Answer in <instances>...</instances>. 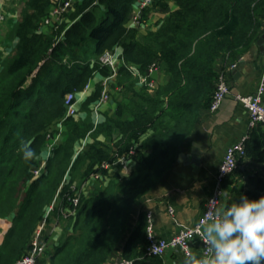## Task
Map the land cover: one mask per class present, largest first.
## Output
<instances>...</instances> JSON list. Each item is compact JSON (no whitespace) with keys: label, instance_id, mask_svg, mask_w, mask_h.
Here are the masks:
<instances>
[{"label":"trees","instance_id":"16d2710c","mask_svg":"<svg viewBox=\"0 0 264 264\" xmlns=\"http://www.w3.org/2000/svg\"><path fill=\"white\" fill-rule=\"evenodd\" d=\"M141 1L76 0L52 26L45 20L59 0L24 1L8 37L16 43L0 54V218L12 223L0 264L29 254L52 205L47 221L54 217L62 234L37 264H164L147 255V202L210 110L219 75L259 38L264 0H152L132 27ZM115 49L124 61L109 82L116 109L95 127L92 108L112 75L100 57ZM155 63L166 75L155 89L128 69L145 74ZM93 81L77 115L66 117L65 96ZM25 141L38 154L31 163L22 159ZM122 156L131 166L126 174ZM245 156L264 161L261 125ZM229 177L224 188L239 200L243 191ZM247 193L264 195V181ZM43 239L51 240L45 232Z\"/></svg>","mask_w":264,"mask_h":264},{"label":"crops","instance_id":"0c3cea01","mask_svg":"<svg viewBox=\"0 0 264 264\" xmlns=\"http://www.w3.org/2000/svg\"><path fill=\"white\" fill-rule=\"evenodd\" d=\"M10 1L14 2V0H0V16H4V21L0 24V27L2 26L0 54L3 52L4 56L9 54L16 43V40L12 41L8 37L15 24L20 21L21 10L24 7L23 4L18 10L14 5L13 9L11 8L13 3ZM162 16L164 14L160 13V18ZM131 26H134L132 22ZM263 34L264 27L260 36ZM258 39L251 49L245 51L235 61L236 67L233 68L238 74L232 71L231 66L224 69L230 94L225 98L218 111L211 112L209 110L203 114L196 129L180 151V153L190 154L193 143L203 146L201 164L179 163L177 158L176 164L149 197L146 208L152 213L154 230L160 238L169 240L180 231L182 226L193 227L197 224L205 210L208 198L215 189L216 176L227 149L236 144L249 131V112L238 101V96L252 95L258 89L264 70V51H261ZM221 65L220 68L223 67V63ZM157 66L158 70L153 77L159 84V80L160 83L164 81L166 75L160 66ZM104 80H102V85ZM95 81L90 82L91 86L87 93H84V87L80 95L77 96L78 109L85 98L91 94ZM93 108L90 117L91 121L95 123L97 118L101 120L104 115H113L116 103L110 99L103 105L98 115ZM122 173L126 174L127 172L122 169ZM229 176V180L232 182L230 186L235 187L236 185L243 191V194L247 195V192L255 190L258 179L264 181V161L246 156L239 157L237 169ZM235 199L234 194H230L224 188L221 204L232 203ZM190 245L191 264H197L203 250L201 237L198 235L192 237ZM187 258L180 249L169 248L163 256V261L164 264H184Z\"/></svg>","mask_w":264,"mask_h":264},{"label":"built area","instance_id":"2783aa9c","mask_svg":"<svg viewBox=\"0 0 264 264\" xmlns=\"http://www.w3.org/2000/svg\"><path fill=\"white\" fill-rule=\"evenodd\" d=\"M152 0H142L139 4V10L133 16L132 24L134 26L138 25L141 18L142 9L146 8ZM73 0H59V2L54 5L51 16L47 17L45 20V25H55L56 23H61V16L67 12L72 6ZM4 21V16H0V24ZM58 27V25L56 26ZM123 60H121V55L119 50L106 51L101 57L100 62L104 66H108L112 70V75L106 78L103 82V90L100 96V99L94 105V112L96 115L99 114L101 108L104 104L109 102L111 99V95L109 92V82L111 79L115 78L118 68ZM124 62V61H123ZM158 64H153L150 66L145 74H142L136 67L129 66L128 69L132 73L135 78H138V81L141 85L149 86L151 89L157 88V81L153 77L154 73L158 70ZM236 67L235 64L231 65V68ZM226 72V71H225ZM222 72L219 75L217 88L214 92L213 99L210 106L211 112H216L220 109L225 98L230 94V87L226 81V73ZM91 83L89 82L84 89V93L89 91ZM238 101L243 104L249 112V131L243 136L236 144L229 147L224 155V158L219 166V170L216 176V185L212 195L208 198L205 206V210L202 216L199 218L197 224L193 227L182 226L180 231L174 235L171 239L166 240L160 238L156 235L154 230L153 216L152 213L148 212V228H147V255L148 256H160L163 257L169 248H178L180 249L186 257H190L192 254L191 250V239L192 237L198 235L201 237L203 226L211 222L213 219V211L216 206H219L222 202V198L224 195V181L225 179L232 174L238 167V158L246 155V144L250 139L251 131L257 126L261 125L264 128V70L263 74L258 86L257 91L248 96H238ZM78 101L77 94L74 92H70L65 96V107H66V117L76 116L78 109ZM100 122L99 118H97L94 126L96 127ZM52 144L49 146V150L53 148V145L57 142V137H51ZM134 150L130 151V154H134ZM118 163L121 168L128 172L130 165L127 157L122 156ZM45 166V161L42 162L41 167L35 171V174L38 175L41 169ZM104 166L108 167V164ZM54 203V202H53ZM73 204L77 207L78 198L74 199ZM53 205L49 208L47 213V217L49 212L52 211ZM74 210H72L69 214H65L63 211V215L68 217L69 215L74 214ZM45 221L38 227L36 230V234L34 239L32 240V248L28 255H26L22 260H20L17 264H35L36 260L42 255L43 251L46 248V243L42 238L43 229H44ZM4 238L0 239L2 242ZM202 242V256L203 255H211L210 249L205 245L204 241ZM3 243V242H2ZM111 264H132L131 261L126 260H118Z\"/></svg>","mask_w":264,"mask_h":264},{"label":"clouds","instance_id":"9594fccd","mask_svg":"<svg viewBox=\"0 0 264 264\" xmlns=\"http://www.w3.org/2000/svg\"><path fill=\"white\" fill-rule=\"evenodd\" d=\"M21 149L26 163L38 156L27 141ZM201 239L211 255L199 257L197 264H264V195L250 199L241 193L239 200L216 206ZM191 262L188 257L184 264Z\"/></svg>","mask_w":264,"mask_h":264},{"label":"rangeland","instance_id":"374dc122","mask_svg":"<svg viewBox=\"0 0 264 264\" xmlns=\"http://www.w3.org/2000/svg\"><path fill=\"white\" fill-rule=\"evenodd\" d=\"M24 1L25 0H14V2L10 1V2L13 3L11 8L14 9L16 7V9L19 10L23 6ZM14 5H15V7H14ZM158 16H160V15L157 14L156 18L154 20H152L151 24H155L157 22V20H158L157 18H159ZM5 17H6V15H5ZM1 29H2V26L0 27V30ZM143 32H145V30H143ZM50 213H51V211L49 212V215H50ZM11 224L12 223L9 220L0 218V239L5 238V236L7 235L8 231L10 230V228L12 226ZM44 232H45L46 236H48V238H50L51 240L48 241V239H46V240L43 239L45 241V243H46V248L43 251L42 255L38 258V260H36L35 264H37L38 261L40 259H42L43 257L45 259L49 257V254L52 252L53 245H54L53 240H55V242H57L58 238L62 234L58 230V227L55 226V218L51 217L49 222H48L47 221V216H46V220H45L43 234H44ZM43 234H42V238H43ZM2 242H0V246L2 245Z\"/></svg>","mask_w":264,"mask_h":264},{"label":"water","instance_id":"95a60500","mask_svg":"<svg viewBox=\"0 0 264 264\" xmlns=\"http://www.w3.org/2000/svg\"><path fill=\"white\" fill-rule=\"evenodd\" d=\"M258 45L260 46L261 51H264V34L261 35L260 38L258 39ZM232 71L238 74L236 69L233 68ZM202 150H203V146H198L197 144L193 143L192 148L190 150V154L184 152L180 153L178 157V162L179 163L189 162L194 165H200L203 156Z\"/></svg>","mask_w":264,"mask_h":264}]
</instances>
